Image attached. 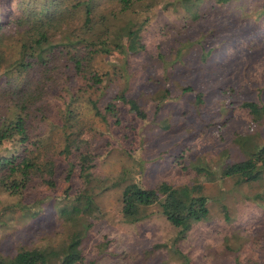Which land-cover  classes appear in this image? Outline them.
<instances>
[{"label": "rangeland", "instance_id": "374dc122", "mask_svg": "<svg viewBox=\"0 0 264 264\" xmlns=\"http://www.w3.org/2000/svg\"><path fill=\"white\" fill-rule=\"evenodd\" d=\"M96 1L107 15V26L126 44L131 14L113 16L114 0ZM41 3L15 0L8 9L16 14L25 5L38 8ZM202 9L200 17L188 24L181 19L182 11L153 10L143 27L141 53L130 55L112 48L103 52L115 63L117 77L125 76L115 77L92 97L102 94L104 101L122 91L138 101L145 118L121 108L119 124L109 117L93 119L98 130L89 129L88 144L100 156L92 173L109 187L95 189L88 214L76 221L57 213L81 183L75 171L64 180L74 154L61 135L60 97L65 98L64 93L51 88L47 99L56 118L52 130L55 186H40L22 202L0 192V254L61 244L77 222L84 226L81 264H264V168L258 167L243 181L216 175L207 180L190 165L206 161L215 173V161L239 158L232 145L236 133L251 134L258 145L264 142V25L242 16L236 7L223 8L208 1ZM185 38L189 45L184 48L182 44L179 56L174 57L178 41L186 42ZM199 50L210 51L206 61L197 57ZM158 52L165 60L161 64ZM174 58L181 63L171 69L168 63ZM95 66L112 71L105 62L96 60ZM186 86L190 89L181 92ZM160 101L163 105L155 112ZM244 101L256 102L263 109L249 114L240 108ZM87 108L85 103L76 107ZM131 181L146 188L164 181L190 194L204 195L207 215L179 236L156 204L144 209V219L123 222L119 196Z\"/></svg>", "mask_w": 264, "mask_h": 264}, {"label": "trees", "instance_id": "16d2710c", "mask_svg": "<svg viewBox=\"0 0 264 264\" xmlns=\"http://www.w3.org/2000/svg\"><path fill=\"white\" fill-rule=\"evenodd\" d=\"M12 1L15 0H0V192L22 202L40 186L48 189L55 186L57 161L52 130L56 127L53 123L56 118L47 97L51 88H60L65 96L60 97L61 135L74 154L67 162L64 180H69L75 171L81 183L80 190L67 205L57 208V213L69 221L88 214L95 189L109 187L92 173L95 159L100 156L88 144L89 129L98 130L93 119L109 117L114 124H119L121 108L138 119L145 118L138 101L122 91L112 93L104 101L102 94L92 97L95 92L106 89L115 77L125 76L117 77L115 63L104 54L108 48L139 54L144 48L143 27L153 10L182 11L185 15L181 19L188 24L200 17L203 4L208 1L223 8H239L242 16L264 25V0H114L111 8H115H109L110 14L129 12L133 20L124 44L107 26V15L98 8L96 0H42L40 7L25 5L16 14L8 9ZM185 40L178 41L174 57L179 56L182 44L184 48L189 45ZM209 56L210 51L197 52L202 62ZM158 58L159 64L165 61H161L159 52ZM178 59H172L168 67L175 68L181 63ZM96 60L110 65L112 71L99 70ZM189 89L181 87V92ZM161 102L156 103L155 112L162 107ZM81 103L88 108L77 110ZM240 108L257 114L263 106L244 101ZM9 142L11 145L6 146ZM232 145L240 157L231 162L215 161V173L206 161H196L191 167L207 180L217 176L238 181L249 178L258 167L264 168V142L258 145L251 134L236 133ZM119 201L122 221L126 223L144 219V209L156 204L166 221L177 228L178 236L208 212L204 195L190 194L164 181L150 188L128 182L121 189ZM71 228L61 244L20 248L12 255L0 254V264H81L79 244L84 226L74 222Z\"/></svg>", "mask_w": 264, "mask_h": 264}]
</instances>
